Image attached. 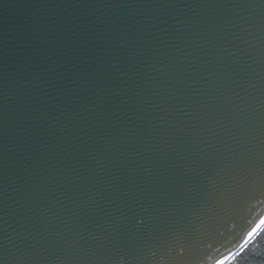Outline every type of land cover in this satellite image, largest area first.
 I'll use <instances>...</instances> for the list:
<instances>
[{
    "label": "water",
    "instance_id": "95a60500",
    "mask_svg": "<svg viewBox=\"0 0 264 264\" xmlns=\"http://www.w3.org/2000/svg\"><path fill=\"white\" fill-rule=\"evenodd\" d=\"M261 217L264 0H0V264H215Z\"/></svg>",
    "mask_w": 264,
    "mask_h": 264
},
{
    "label": "trees",
    "instance_id": "16d2710c",
    "mask_svg": "<svg viewBox=\"0 0 264 264\" xmlns=\"http://www.w3.org/2000/svg\"><path fill=\"white\" fill-rule=\"evenodd\" d=\"M227 264H264V231H259Z\"/></svg>",
    "mask_w": 264,
    "mask_h": 264
},
{
    "label": "snow or ice",
    "instance_id": "6c2138e0",
    "mask_svg": "<svg viewBox=\"0 0 264 264\" xmlns=\"http://www.w3.org/2000/svg\"><path fill=\"white\" fill-rule=\"evenodd\" d=\"M257 231H264V217H261L251 230L247 232L245 243H247L248 239L254 237ZM241 251H243V245H241ZM233 255H235V253L229 252L228 255L222 256L219 260H217L215 264H227Z\"/></svg>",
    "mask_w": 264,
    "mask_h": 264
},
{
    "label": "bare ground",
    "instance_id": "6f19581e",
    "mask_svg": "<svg viewBox=\"0 0 264 264\" xmlns=\"http://www.w3.org/2000/svg\"><path fill=\"white\" fill-rule=\"evenodd\" d=\"M258 232H259V231H257V233H258ZM257 233H256V234H257Z\"/></svg>",
    "mask_w": 264,
    "mask_h": 264
}]
</instances>
